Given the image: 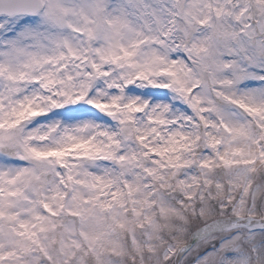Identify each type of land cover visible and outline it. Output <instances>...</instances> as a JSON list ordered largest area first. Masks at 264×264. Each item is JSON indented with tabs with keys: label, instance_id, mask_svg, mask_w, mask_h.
<instances>
[{
	"label": "snow or ice",
	"instance_id": "6c2138e0",
	"mask_svg": "<svg viewBox=\"0 0 264 264\" xmlns=\"http://www.w3.org/2000/svg\"><path fill=\"white\" fill-rule=\"evenodd\" d=\"M0 264H264V0H0Z\"/></svg>",
	"mask_w": 264,
	"mask_h": 264
}]
</instances>
